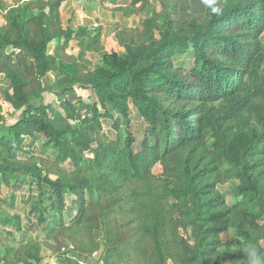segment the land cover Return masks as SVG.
Returning <instances> with one entry per match:
<instances>
[{
  "label": "trees",
  "instance_id": "1",
  "mask_svg": "<svg viewBox=\"0 0 264 264\" xmlns=\"http://www.w3.org/2000/svg\"><path fill=\"white\" fill-rule=\"evenodd\" d=\"M64 1L0 0V180L35 179L51 204L39 211H55L49 237L13 247L4 239L23 218L0 206V264H41L44 249L61 255L67 245L101 252L100 264H264V0L128 1L118 7L127 18L153 1L161 11L119 28L118 51L101 29L64 27ZM72 41L78 55L67 52ZM188 52L191 66L175 63ZM5 103L23 111L12 125ZM131 109L146 125L140 151ZM112 113L126 120L124 139L105 132ZM232 182L229 204L220 186Z\"/></svg>",
  "mask_w": 264,
  "mask_h": 264
},
{
  "label": "rangeland",
  "instance_id": "2",
  "mask_svg": "<svg viewBox=\"0 0 264 264\" xmlns=\"http://www.w3.org/2000/svg\"><path fill=\"white\" fill-rule=\"evenodd\" d=\"M12 1L14 4L18 0H7ZM128 1L131 0H65L62 8V22L65 27L68 24L72 23L73 15H79L84 19V25L89 27L91 31H94L91 27L95 23L98 25V29L103 31L104 37L102 38V44L107 50H114L111 47L114 45V42L117 43V51L119 50V44L115 37V32L124 26H141L144 19L151 17L152 14L157 11H161V5L158 2H152L151 6L140 15H135L131 17H124V15L118 11V7L125 5ZM117 3V4H115ZM80 19V18H79ZM0 21H4L3 15H0ZM79 23H82V20H79ZM81 27V26H80ZM97 29V28H96ZM96 31V30H95ZM263 42H264V34H263ZM116 51V50H115ZM67 52L71 54L73 49L68 48ZM73 55V54H71ZM89 59L92 61L93 65H96L101 61V56L98 54H90ZM175 63L178 65L191 66L193 62V54L192 52L183 53L174 58ZM54 77L53 75H48L46 78V92L44 93V101L47 103L52 99H55V95L53 89L55 86L53 85ZM3 112L6 116V123L8 125L14 124L17 120L22 116L23 111H15L9 103H5L3 105ZM115 115V119L105 118L103 119V124L105 127V132H107L112 138L124 139L127 134V123L126 120L116 113H112ZM114 120L118 125V128H114ZM129 128L134 134L135 137V150L140 151L142 148V144L146 139L145 130L146 125L140 115L136 112L135 109H131L130 111V121ZM37 155H40L43 150V144L37 143L34 149ZM48 157H53L55 155V151L49 150ZM66 169H73V165L71 162H67L64 164ZM163 168L160 164L154 167V173L156 175H161ZM232 183H228L226 185L220 186L221 193L226 197L229 204L235 202V198L230 193V188ZM49 197V191L46 190L44 195L40 197L38 183L35 179L32 178H21L15 184V187H7L2 184L0 180V206L10 210L12 213H18L23 218V231L19 233H15L11 238H7L4 241L9 243L10 246H15L24 241H28L31 239H36L43 241L49 235L52 234L53 223L51 216L54 215L55 211L52 210L51 213H41L39 210L46 209L51 207L50 202L47 200ZM74 197L71 195H67V205L65 208V221L70 223L74 211L76 207L73 204ZM42 217L45 219L44 223H41ZM101 238L103 234L101 232L98 233ZM229 240L233 244L230 248L235 249L236 247V236L234 232L229 234ZM70 256L74 257L81 264H100L102 260V253H96L92 256H85L74 253L70 245L66 246L63 254H53L50 251L44 249L42 251V261L41 264H60V260L64 257Z\"/></svg>",
  "mask_w": 264,
  "mask_h": 264
},
{
  "label": "crops",
  "instance_id": "3",
  "mask_svg": "<svg viewBox=\"0 0 264 264\" xmlns=\"http://www.w3.org/2000/svg\"><path fill=\"white\" fill-rule=\"evenodd\" d=\"M6 2H8V4L10 5V6H12V5H14V3L12 2V1H7V0H5ZM62 16V15H61ZM82 16V15H81ZM81 16L79 17V15H73L72 17H70L69 19H71L72 18V23L71 24H68L67 25V27H72V28H74V29H76V28H78V27H80V26H85L84 25V19L85 18H81ZM82 20V23H79V20L80 19ZM0 24L1 25H3V24H5V20L2 22V21H0ZM64 27H65V25H64ZM66 27V28H67ZM103 32V31H102ZM103 37H104V35H103ZM102 37V38H103ZM70 48H72L73 49V52H71V54H73V55H78L79 54V51H80V49H79V47H78V44H77V42H75V41H72L71 43H70ZM112 49H114V50H116L117 51V43L116 42H114V45L111 47ZM102 65V57H101V61L96 65L97 67H100ZM51 75V74H50ZM56 100V96H55V99H52L50 102H48V103H51V102H54ZM45 103H47L46 101H44ZM47 103V104H48ZM101 263V262H100Z\"/></svg>",
  "mask_w": 264,
  "mask_h": 264
},
{
  "label": "built area",
  "instance_id": "4",
  "mask_svg": "<svg viewBox=\"0 0 264 264\" xmlns=\"http://www.w3.org/2000/svg\"><path fill=\"white\" fill-rule=\"evenodd\" d=\"M91 28H92V29H96V28H98V25L95 23L94 25H92Z\"/></svg>",
  "mask_w": 264,
  "mask_h": 264
}]
</instances>
